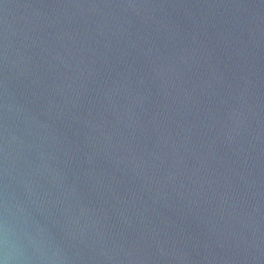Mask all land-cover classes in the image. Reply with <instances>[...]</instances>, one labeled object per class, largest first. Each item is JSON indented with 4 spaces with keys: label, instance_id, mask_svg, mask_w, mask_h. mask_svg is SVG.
Masks as SVG:
<instances>
[{
    "label": "water",
    "instance_id": "water-1",
    "mask_svg": "<svg viewBox=\"0 0 264 264\" xmlns=\"http://www.w3.org/2000/svg\"><path fill=\"white\" fill-rule=\"evenodd\" d=\"M6 251L264 264V0H0Z\"/></svg>",
    "mask_w": 264,
    "mask_h": 264
},
{
    "label": "clouds",
    "instance_id": "clouds-1",
    "mask_svg": "<svg viewBox=\"0 0 264 264\" xmlns=\"http://www.w3.org/2000/svg\"><path fill=\"white\" fill-rule=\"evenodd\" d=\"M5 231H7V230H5ZM9 261H10V260H9V256H8L7 251H6V258H5L4 261H0V264H8Z\"/></svg>",
    "mask_w": 264,
    "mask_h": 264
}]
</instances>
